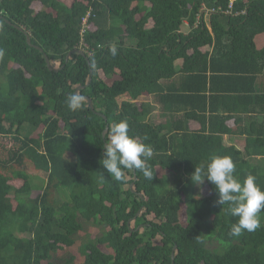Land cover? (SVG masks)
<instances>
[{"label":"trees","instance_id":"1","mask_svg":"<svg viewBox=\"0 0 264 264\" xmlns=\"http://www.w3.org/2000/svg\"><path fill=\"white\" fill-rule=\"evenodd\" d=\"M0 49V264H264V210L231 237L238 217L190 179L229 156L264 191V0H0ZM76 92L93 109L69 110ZM121 120L153 180L100 164Z\"/></svg>","mask_w":264,"mask_h":264},{"label":"clouds","instance_id":"2","mask_svg":"<svg viewBox=\"0 0 264 264\" xmlns=\"http://www.w3.org/2000/svg\"><path fill=\"white\" fill-rule=\"evenodd\" d=\"M109 51L113 56L117 55L115 45H111ZM4 54V50L0 49V59ZM86 100L87 98L79 92L70 93L67 106L73 112L82 110ZM106 136L100 164L110 177L117 182H124V170L137 169L147 180H153V172L147 166V161L153 156L152 147L129 135L127 120L113 124L106 130ZM235 167L231 157L213 155L206 168L204 165L196 166L190 177L196 186L204 184L206 180L213 184L218 193L216 205L221 208L228 205V213L238 217L229 229L228 234L231 237H239L244 231L252 232L258 229L261 226L259 213L264 210V191L256 184V177L248 175L241 183L234 175Z\"/></svg>","mask_w":264,"mask_h":264},{"label":"rangeland","instance_id":"3","mask_svg":"<svg viewBox=\"0 0 264 264\" xmlns=\"http://www.w3.org/2000/svg\"><path fill=\"white\" fill-rule=\"evenodd\" d=\"M59 1L65 3L66 5H69V3L71 2V0H59ZM186 31H187V29H185V32ZM108 83H109V81H108ZM155 114L156 113L151 114L152 120L157 121L158 123H162V122L165 123L166 118L162 117L161 115L157 116V114L156 115ZM29 132H32L31 128H26V130L23 131V134L29 133ZM34 134H36V132ZM31 184H32V192L29 195L31 197H35L37 194L40 193L41 189L44 187V185H45V177L38 176V175L37 176L36 175H32ZM140 212L141 211H138V214H140ZM86 228H87L88 232L96 233V231H94L90 226H87ZM207 247L212 249L214 247V245H209L208 244Z\"/></svg>","mask_w":264,"mask_h":264},{"label":"water","instance_id":"4","mask_svg":"<svg viewBox=\"0 0 264 264\" xmlns=\"http://www.w3.org/2000/svg\"><path fill=\"white\" fill-rule=\"evenodd\" d=\"M16 28L20 30L19 27L16 26ZM26 41H27V44L30 45V39H29V36H28V35H26ZM34 48L37 49V50H39V51H42L39 47H34ZM73 52H76V53H78V54H80V55H82V56H85L84 53H83L82 51H80V50H75V51H73ZM70 54H71V52H69V53L67 54L66 61H67V59L69 58ZM44 59H45L46 66H47V68H48L49 71H57V69H54V68L51 66V63H50L48 57H47L45 54H44ZM91 77H92V71L90 70V72H89V77H88V81H87V85L90 83V81H91ZM79 89H82V87H77V91H78ZM86 98H87V97H86ZM86 101L88 102V105H89L90 109H93V107H92V103H91V100H90L89 98H87ZM106 130H108L107 127H105V129H104V131H103V133H102V136H103V137H104L105 134H106ZM133 173H135L134 170H133ZM135 180H136V177L134 176V181H135ZM129 187L132 188V187H133V183H131ZM138 229H139V228H138ZM174 250H175V248H173V251H174ZM171 258H172V260H173V252H172V254H171Z\"/></svg>","mask_w":264,"mask_h":264},{"label":"built area","instance_id":"5","mask_svg":"<svg viewBox=\"0 0 264 264\" xmlns=\"http://www.w3.org/2000/svg\"><path fill=\"white\" fill-rule=\"evenodd\" d=\"M89 16H90V14H88V15L86 16V19L84 20V23H86V22L88 21Z\"/></svg>","mask_w":264,"mask_h":264},{"label":"crops","instance_id":"6","mask_svg":"<svg viewBox=\"0 0 264 264\" xmlns=\"http://www.w3.org/2000/svg\"><path fill=\"white\" fill-rule=\"evenodd\" d=\"M255 113V112H254ZM254 113H249L251 117H255ZM258 118V117H257ZM260 120V119H259Z\"/></svg>","mask_w":264,"mask_h":264},{"label":"bare ground","instance_id":"7","mask_svg":"<svg viewBox=\"0 0 264 264\" xmlns=\"http://www.w3.org/2000/svg\"><path fill=\"white\" fill-rule=\"evenodd\" d=\"M82 47V46H81ZM84 48V47H83ZM83 52H85V51H83Z\"/></svg>","mask_w":264,"mask_h":264}]
</instances>
